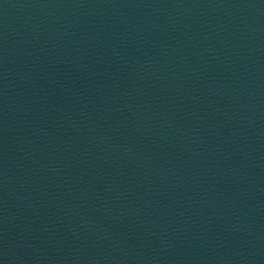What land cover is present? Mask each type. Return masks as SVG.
I'll return each mask as SVG.
<instances>
[{"label":"water","instance_id":"obj_1","mask_svg":"<svg viewBox=\"0 0 264 264\" xmlns=\"http://www.w3.org/2000/svg\"><path fill=\"white\" fill-rule=\"evenodd\" d=\"M0 264H264V0H0Z\"/></svg>","mask_w":264,"mask_h":264}]
</instances>
